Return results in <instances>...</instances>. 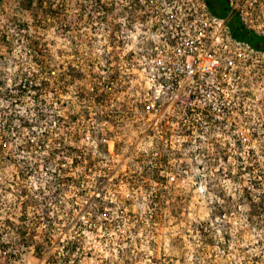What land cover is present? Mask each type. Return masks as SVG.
<instances>
[{"label": "rangeland", "instance_id": "1", "mask_svg": "<svg viewBox=\"0 0 264 264\" xmlns=\"http://www.w3.org/2000/svg\"><path fill=\"white\" fill-rule=\"evenodd\" d=\"M43 1L47 7L51 4L53 12L46 13L44 8H38L37 0H15L14 2V10L24 17L17 23L21 31L29 28L28 18H31L33 25L48 34L46 38L25 35V39L29 42L28 51L32 53L31 59L33 63L38 64L33 57L36 54L33 44L38 41L42 43L43 50L47 48L42 53L48 60L53 58L63 60L59 64V69L63 70L59 78L49 80V90L51 89V93L57 97L53 108L60 106L67 109L69 107V103L63 99L71 96L69 90L75 91V102L88 103L89 106L83 109L80 108L79 103H75L76 111L65 113V115L57 114V116L62 118L60 122L64 124L68 119L70 120L69 116L78 117L76 122L66 123L65 128L77 124L81 128L86 127L85 136H90L92 140L98 141L97 149L104 156L112 157L115 167L103 169L106 173L104 183L96 181L97 187L92 190V201L97 204L103 202V204L97 208L95 215H91L90 220V213L87 211L74 209L73 214L62 216L61 212L63 211L61 209L57 211L56 209H59L57 205L56 208L52 205L49 210L50 218L56 221L48 226L38 224L37 230H32L33 239L26 243L21 225V219L24 218L22 198L19 197L20 189L23 188V178L17 161L19 159L20 164L24 165L25 163L22 157H12L16 161L9 160L10 157L4 158L5 161L10 162V167L15 168V173L11 175L10 186H3V191L0 192V218H2L0 226L16 233L21 251L18 254H10L8 246L5 244V251L3 246H0V253H3L4 256L12 255L14 260H17L18 257L17 264L19 261H23V264H41L42 261L44 264H262L264 257L260 255V252L264 246V240L259 238L258 234L261 229L257 227L255 219L264 217V202L259 205H255V202L250 204L247 217L250 230L237 231L235 240L230 233L222 232L219 228L216 229L214 235L209 230L213 222L219 223L227 220L230 225L239 229L242 218L228 206L223 193H216L220 200L213 201L216 205L215 210L208 213V217L213 219L205 218L206 210L197 200L195 190L190 193L185 192L183 185L186 183V179H182L180 175L172 171L169 157L175 153L174 159L182 160L183 156L180 151H177V148L187 150L192 147L193 143H202L204 129L208 127L209 131L216 132L218 137L212 145L217 157L218 175L224 176L226 173L230 180H236V176L241 177L249 173H256L257 176L262 175L258 171L259 163L251 162L259 160L257 153L260 151L261 133L254 128L246 127L249 119L246 113L250 111L249 104L252 102L255 103V108L251 111H256L257 114L258 111H264V53L258 56L260 61L242 71L240 78L234 74L227 75L231 84L228 87L225 86L223 90L221 89L222 92L219 94L226 96V101H229V107L227 106L229 113H226L224 105L220 102L219 111L216 110L217 103H215L210 113L212 115L210 121L206 120V115H202V113L186 116L183 111L186 108L189 110V106H193L191 98L185 94L178 101L166 93H158L154 90L148 81L145 70L148 54L139 51L141 43L149 52L148 47L151 42L153 44L162 42L160 32L163 31L166 22L160 21L161 16H156V13L152 12L154 15L150 16V11L160 9L163 0L154 1L155 5L159 4V7L148 6L149 0H110V3L96 0V4L99 5L97 10L101 13L107 12L108 19L105 23L102 24L98 21L99 15H95V12L88 13L82 9L77 17V22L75 24L67 22L66 28L59 18L64 16L67 4H56L55 0ZM118 4L121 10L117 13ZM164 14L166 15V13ZM64 20H67L66 16H64ZM24 23H28V25L24 26ZM99 29H103V31ZM125 29L131 38L130 43H125V40L121 38V33ZM85 30L89 36L82 35ZM147 36L159 37V41L146 39ZM4 39L7 40V37L5 36ZM62 43L71 46V51L68 48L58 47ZM96 43H100L102 49H108L107 56L110 59L104 65L98 64L94 58H91ZM53 48L55 57L51 55ZM100 56L105 57V53L101 51ZM113 62H116L115 66H113ZM72 67L74 68L72 69ZM93 68H99L100 72L106 73V75L100 76L91 71ZM45 70L44 74L49 77L53 75V70L57 71L52 65ZM89 78L95 83L99 80L98 84L94 86L91 83L90 92H87V89L83 87H81L83 91L80 87L73 88V85L82 84ZM113 79L115 82L112 84ZM20 81L19 78L14 88L5 94L13 108L23 105L12 104L18 93L16 88ZM109 84L114 85L115 90L106 89ZM96 86L98 87L97 93L93 91V87L96 90ZM120 86H122L121 90H119ZM117 88L119 91H116ZM219 94L215 92L212 95L218 96ZM28 96H31V99L38 105H45L35 95L26 93L23 99ZM203 102L195 103L201 105ZM16 115L8 113L0 116V127L2 128L0 130V141H2L0 147H3L4 150L11 142L10 138H14L12 134L19 131V128L15 126V121L18 120ZM198 116H203L200 119V124L197 119L194 120ZM11 117L14 119V123H10L12 124L10 130H3L8 128L7 118ZM93 121L96 124L107 125L106 130L97 133ZM19 122L21 128L28 129L30 134L35 136L36 133L32 132V129L36 128L35 124L26 120L23 123L20 120ZM55 122L58 125L59 119H56ZM118 124L122 125V130L114 131ZM259 127H264V125H259ZM51 130L56 131L57 129ZM238 130L241 137L232 136V139L235 140L237 148L242 151L247 148L250 163L237 170L234 177L231 169L220 167V164L227 166L232 158V154L228 151L232 145L227 141L223 145L220 144L219 137L226 136L229 132L236 133ZM85 136L80 135L79 141ZM189 137H193L194 140H189ZM27 140H31L32 143L36 142L34 139ZM46 146L49 147V143ZM34 147L37 148L36 144L32 145L31 149L29 143L21 144L17 145L16 151L19 153L26 152L25 150L31 152ZM125 148L127 151H124ZM204 152L206 150L197 148L193 153H190V158L199 157ZM261 155H264V152H261ZM8 156L12 155L8 154ZM60 156L61 154H56L53 163L48 167L41 162L36 171L42 169L44 172H49L51 167L57 168L56 165L60 163L62 166L61 176L72 175L77 169L72 166V163L71 167L65 168L64 165L67 161L63 157L57 159ZM90 157L91 154H89L88 168L85 169V172L94 169L100 162L91 160ZM238 159L243 161L244 156L240 155ZM199 167L203 169L204 165L200 164ZM180 168L184 170L185 174L187 173V164L181 163ZM165 169H168L167 174H165ZM36 171L31 175V178L35 176ZM238 172L243 173L238 175ZM159 175L165 176L166 179L162 181V178H158ZM64 180L67 184L64 183L65 185L60 186L62 190H60L59 197L63 192L69 198H83V189L77 192L78 196H72L67 189L76 187L67 178ZM145 181H148V184H145ZM256 183L257 181L254 180L253 184ZM109 184L118 186L122 192L128 193L127 198L123 199L124 206L120 209L116 220L112 219V214L117 207L115 202L121 197L113 194L111 200L106 199L110 193H113V189L108 187ZM152 185L156 186V190L148 198L147 208H138L137 197L142 202L144 198L140 196V193L150 190ZM37 186L39 188V185ZM245 188V196L251 201V194H249L248 188ZM17 193L19 201L16 205L17 214L14 216L12 211H8L5 215L3 196L17 195ZM227 199L231 200L232 198L228 197ZM220 201L225 202L221 204ZM78 206L88 208L87 204L82 206L79 203ZM78 212L81 218L73 219ZM29 215L34 216L35 214L30 213ZM100 216L105 219L100 220ZM197 217H201L199 222H197ZM79 220L83 221L85 226H77L73 229L76 221ZM86 220L88 223H85ZM89 224L95 225V227H89ZM40 232L44 233L43 239L48 249L53 250V254L47 256V259H45V244L34 243ZM249 238L253 243H247ZM74 240L78 247L72 250L71 244L76 245V242H72ZM70 242L72 243L70 244ZM252 250H255L257 255H249ZM2 258L0 257V259Z\"/></svg>", "mask_w": 264, "mask_h": 264}, {"label": "clouds", "instance_id": "2", "mask_svg": "<svg viewBox=\"0 0 264 264\" xmlns=\"http://www.w3.org/2000/svg\"><path fill=\"white\" fill-rule=\"evenodd\" d=\"M14 2L15 0H2L0 2V116L8 114V113H15L20 118H23L26 121H30L36 125L35 129H32V132H35L36 135L32 136L28 129L21 128L19 120L15 121V126L19 128L18 132H14L12 137L10 138L11 142L7 145L6 150L3 153H0V192L3 191V186H10L11 184V175L15 173V168L9 166L10 162L4 160V156L11 154L15 158L22 157L23 160L29 165H36L42 161L44 157L48 155V152L51 151L53 148L61 149V156L57 157L60 159L63 157L67 163L64 165L65 168L71 167V155L65 154L62 149V143L56 142L58 137H66L64 142L66 143H74L72 136L79 131L81 136H85L86 127L81 128L79 124L74 125L70 128H65L60 126L57 128V124L54 119V114L65 115V113H71L76 111L75 103H79L80 108H87L89 105L84 101L75 102V91L69 90L71 93L70 97H64L63 99L69 103V107L64 109L60 106L50 108L45 105H38L36 101L31 99V96L24 98L23 105L17 106L15 108L11 107V102L6 99V93L12 90L15 86V83L18 81L19 77L22 73H27L28 76L33 77V82L39 84L41 80H57L61 74V69H59V64L63 62L60 58H53L49 59L48 63H50L54 68L57 69L56 72L53 73L51 77L47 76L46 74L42 73L41 66L39 64L33 63L31 57L32 53L28 51V40L25 39V35H30L34 38H46L47 33L39 30L35 25L32 24L31 18H28L29 28L21 31L18 26V20L23 19L24 17L21 16L16 10H14ZM104 3H110V0H103ZM251 3L252 0H249ZM56 4H67V9L64 12V16L67 17V21L64 20V16L60 17L61 22H68L75 24L77 22V17L81 13V10L84 9L88 13L95 12V15H100V12L97 10L99 5L96 4V0H55ZM121 10L120 5H117V13ZM257 23L264 28V9H261L255 15ZM86 22V21H85ZM59 27V25H57ZM103 31V29H99ZM82 35L89 36L87 30H85ZM7 37V40L4 37ZM121 38L125 40V43H130L131 38L129 33L125 29L123 33H121ZM146 39H156L159 41V37H152L147 36ZM87 42V41H85ZM58 47L68 48L71 51V46L67 43H62L58 45ZM95 51L91 53V58H94L96 62L100 65H104L108 59H110L108 54V49L101 48L100 43H96L94 45ZM103 51L105 53V57H101L100 53ZM139 51L145 52L148 54L147 49L144 48L143 43H141V48ZM51 55L55 57V49H51ZM179 55V53H177ZM116 65V62H113V66ZM177 69L180 72H184L185 68L180 66L179 63L176 65ZM91 71L98 73L100 76H105L106 73L100 72L99 68H93ZM93 83L91 78L88 81L73 85V88L83 87L87 89L89 92L91 91L90 85ZM190 84L189 80L184 81V86ZM183 87V86H182ZM163 91V90H162ZM182 91V89H181ZM31 95H35L32 93ZM56 96H54L50 91L45 93L42 96V100L47 101L48 105H53L56 102ZM215 99V96L212 97ZM208 97L205 96L204 102L201 104L208 103ZM221 104L217 102L216 110L219 111ZM255 108V103L252 102L249 104L250 111L246 113V116L249 117L247 121L246 127L254 128L261 133L259 144H260V151H258L257 155L259 160H252V163H259L258 171L262 174L257 176L256 173H249L247 175L239 177L237 180H230L227 178V174L225 173L224 176H220L217 174L218 169L216 167V155L215 149L212 147L213 143H215L218 139L217 133L214 131H209L208 127L204 129V136L202 137V143L195 144L193 143L192 147L187 150H181L177 148V151H180L183 159L176 160L174 159L175 153H172L169 157L171 169L173 172H176L177 175H180L182 179H186V183L183 185L185 192L190 193L195 190V195L198 201L201 202L202 206L205 208L204 217L208 219H213L212 217H208L209 212H214L216 205L213 201H219V195L216 193H223L225 196V200L238 215L241 217V223L239 229L234 228L232 225L229 224L227 220L223 222H213L210 226V231L215 235L216 229L219 228L222 232L230 233L234 240L236 239L237 231L250 230V225L247 222V217L249 213V206L252 202H255V205H259L261 202H264V155H261V152H264V127H259V125H264V111H251V109ZM99 111V110H98ZM41 114L45 116L44 119H41ZM95 115V113H94ZM197 120L200 117H196ZM93 126L95 127L97 133L100 131H105L107 125H100L96 124L93 121ZM228 127L230 128L231 125L229 124ZM56 128L55 132H51V129ZM44 130H49L51 134V139L48 141L49 147L48 150H41L39 152L36 151L34 147L31 152H23L19 153L16 151L17 145L26 144L27 139H34L36 141L41 140L40 133ZM116 130H122V125L117 126ZM232 136H237L238 138L241 137V133L239 130L236 133L229 132L228 135L219 137V143L224 144L225 141L232 145L228 151L232 154V158L229 160L228 165L225 166L220 164V167H226V169H231L233 172V176L235 177V173L241 167H246L250 163V158L247 154V148H244L243 151L235 146L236 142L232 139ZM189 140H194L193 137H189ZM2 143V141H0ZM98 141H94L91 139L90 136H85L84 139L80 140L79 142H75L74 146L81 149L84 156L86 157L82 163L81 167L75 170L72 175L76 176L78 179L83 176L85 177L84 183L81 185V189L84 190L83 198L79 199L78 202L83 206L85 204L88 205L86 211L90 213L89 220L91 219V215L96 214V210L98 207L102 206L101 204H97L92 201V190L97 187L96 181L101 180L102 177L106 175L103 169H110L114 168L115 164L112 163L113 158L104 156L96 147ZM255 146V145H250ZM197 148L206 150V152L202 153L199 157H191L190 153H193ZM127 151V148L124 149ZM91 154V160H99L100 162L96 165L94 169H89L88 172H85V169L88 168V157ZM240 155L244 156V160L241 161L238 159ZM184 163L188 165V171L185 174L184 170L180 168V164ZM200 164L204 165V168L201 169L199 167ZM18 167H23V164L19 163V159L17 161ZM51 171L55 172L56 168L51 167ZM168 173V169H165V174ZM175 178V177H174ZM197 178H199L197 180ZM257 181L256 184H253V181ZM23 186L26 187L30 193H34L36 191L37 185L41 188L44 187L46 184H54L53 177L49 176L46 172L42 169L37 170L36 174L31 179H26L22 182ZM145 184H148V181H145ZM113 189V193H110L109 196L106 198L107 200L112 199V195L115 194L120 196L121 199H118L115 203L117 205L116 209L113 211L112 219L116 220L120 209L123 208V199L127 198L128 193L122 192L118 186L115 185H108ZM171 187V185H170ZM245 187L248 188L249 193L251 194L252 200L249 201L246 196L244 189ZM81 189L78 188H69L67 189L68 192L71 193L72 196H76L77 192ZM156 190V186L152 185L150 190H146L140 193L144 199L141 202L139 197H137V207L147 208V204L149 203L148 198L151 197L152 192ZM56 188L53 186L49 190H46V194L50 192H55ZM18 193L17 195H4L3 196V204H4V211L5 215H7L8 211H12V214L15 216L17 214L16 205L18 204ZM231 197V200L227 198ZM53 199H57L60 207L63 208V212H61L62 216H67L68 211L73 208V203L70 202L69 197L64 195L63 192L61 193L60 197H53ZM225 201H220L221 204H224ZM243 205V207H241ZM53 207L56 208V205L53 204ZM60 211V209H56ZM35 211V208L33 209ZM80 213L78 212L73 219H80ZM2 219V218H0ZM100 220H104L105 217L100 216ZM197 222L201 219V217H197ZM257 227L261 229L259 238L264 240V217H257L255 219ZM85 223H88L86 220ZM62 227V225H61ZM89 227H95V225L89 224ZM46 231V230H45ZM7 233V234H5ZM43 232H40L36 238L34 243L35 244H45L43 239ZM219 239V237H217ZM247 243H253L251 238ZM8 246V253H20L21 248L19 245V238L15 232L9 231L2 226H0V246L3 245ZM107 246V245H106ZM46 248V256L53 254L52 249H48V246L45 244ZM249 255H257L255 250H252ZM260 255L264 257V246L261 248ZM0 264H17V260H14L12 255L4 256L3 253H0ZM19 264H23V261H19ZM41 264H44L42 261ZM262 264H264V260H262Z\"/></svg>", "mask_w": 264, "mask_h": 264}, {"label": "built area", "instance_id": "3", "mask_svg": "<svg viewBox=\"0 0 264 264\" xmlns=\"http://www.w3.org/2000/svg\"><path fill=\"white\" fill-rule=\"evenodd\" d=\"M154 1L149 0L148 6L159 7ZM228 5L223 16L213 13L207 0H163L160 9L150 11V16L154 15L152 12L156 13L161 16L160 21L166 22L160 32L162 42L155 43L145 62L147 78L154 90L178 101L187 94L192 105L197 107L199 104L195 102H203L207 95L213 108L219 101L229 113V101L219 94L231 84L227 75L240 78L242 71L260 61L258 56L262 54L233 34L230 21L238 15L247 27L264 33L255 18L256 13L264 9V0H252L251 3L249 0H228ZM177 63L185 68L184 72L177 69ZM185 80L190 84L184 86ZM114 82L113 79L111 83ZM106 89L115 90V86L109 84ZM215 92L219 95H212ZM187 109L183 112L189 116Z\"/></svg>", "mask_w": 264, "mask_h": 264}, {"label": "trees", "instance_id": "4", "mask_svg": "<svg viewBox=\"0 0 264 264\" xmlns=\"http://www.w3.org/2000/svg\"><path fill=\"white\" fill-rule=\"evenodd\" d=\"M207 2H208V5H209L211 11L213 13H215L216 15H219V16L225 15L229 9L228 0H207ZM37 7L38 8H44L46 13H48L49 11L53 12V10L51 8V4L49 7H47L44 4L43 0H41V1L37 0ZM107 19H108L107 12L106 13H105V11L102 13L100 12V15L98 16V21L103 24L107 21ZM65 21H67V20H65ZM66 23L67 22H63V24L65 25V28L67 27ZM23 25L27 26L28 23H24ZM230 27H231L233 34L238 39H241V40L248 42L252 48L264 53V33L257 32L254 29L247 27L242 22V20L240 19V17L238 15L233 16V18L230 21ZM33 45H35V49H36L35 50L36 54L33 57L35 58V61L41 66L42 73L44 74V73H46L45 69H49L51 66L50 64H48V59L45 57V54L42 53L44 50H47V48H44V50H43L42 43L38 42V41L35 42V44H33ZM154 45H155V43L154 44L152 42L150 43V46L148 47L149 48L148 54L150 53V50H151V48H153ZM73 68L74 67H72V69ZM95 76H94V78H95ZM19 78L21 79V81H20V83H18L17 88H16L18 93L15 95V97H14L15 99H13L12 104L21 105V104H23V100H24L23 96L26 93L27 94L35 93V97H37V99L41 103H44L45 106L53 108V105L49 106V105H47L48 104L47 101L41 99L42 96L45 93H47L48 91L52 92L51 89L49 90V86H50L49 80H47V79L41 80L39 84H36L33 82V77L28 76L27 73H24V75L20 76ZM98 82H99V80L96 83L93 82L92 83L93 86L98 84ZM81 90L83 91L82 88H81ZM97 90H98L97 86H96V90L93 87V91L94 92L96 91L95 93H97ZM87 92H88V90H87ZM85 93H86V91H85ZM96 95L99 96L98 94H96ZM202 96H203V94L201 95V97ZM208 101L209 102L204 104L203 107L200 104L198 107L197 106L189 107V111H188L187 115L192 114V116H193L194 114L199 115V113L200 114L202 113V115L203 114L206 115V120L210 121V119L212 117V115L210 113L212 112L213 104L210 103V98H208ZM211 101H213V100H211ZM16 118L18 120H20L21 123H23V121H24L23 118H20L18 115H16ZM41 118H45V116L43 114H41ZM69 118H70V120L68 119L64 124V123L60 122V120H62V118H59L57 116V114H54V119L55 120L59 119V123L57 125V128L60 126L65 127L64 125H66V123L76 122L78 117L69 116ZM201 118H203V116H201L200 119ZM200 119L198 120V122H199L198 124H200ZM194 120H196V118ZM7 121H8V124L7 123L6 124L9 126L7 129H3V130H10V127L12 126V124H10V123H14L13 122L14 119L12 117L7 118ZM0 130H2L1 127H0ZM50 131L55 132L53 130H50ZM50 131L47 130V131L41 132L40 133V135H41L40 141H36V142L32 143L31 140H27L28 142H26V143H29L30 149H31L32 145L36 144V147H37L36 149L38 152L41 150L47 151L48 147L46 145H47L48 141L51 139ZM80 135L81 134L78 131L72 136L74 143L64 142L66 140V137H58L57 141L53 142V143H56V142L62 143L63 151L65 152V154L71 155L72 166L75 167L76 169H79L78 167H80V164L83 161V158H86L84 156L82 150L74 146L75 142L79 141ZM4 151H5L4 148L0 147V153H3ZM25 151H27V150H25ZM58 153L61 154V149L53 148L51 151L48 152V155L46 157H44L41 162H43L46 167L50 166L53 163L54 157ZM8 157H10V158H8ZM12 157L13 156H8V155L4 156V158H8L9 160L16 161ZM23 162L25 164L23 167H20V171H21L20 174L22 175V178L24 181V180L30 179L32 177L31 175H33L35 173L36 169L38 167H40L41 162L36 164V165H29L24 160H23ZM56 167L57 168H56L55 172H52L51 170L49 172L46 171V173L49 176L53 177L54 184H47L48 186H44L43 188H41L40 186L38 188V186H37L36 191L34 193H30L29 190L24 186H22L23 188L20 189L19 197L22 198V209H23V215H24V218L21 219L22 220L21 225L23 228L22 232L24 234L23 238L26 240V241H24V240L23 241L26 243L28 242V240L33 239V233H32L33 231L32 230L34 229L36 231L38 224L39 225L43 224V226H48L49 224L54 223L56 221L55 219L50 218V213H49V210L51 209V207L54 203H55V205H57V207L59 209H61V211H63V208L60 207L58 200L53 199V197H57V198L59 197V194L61 192L60 190H62V188L60 186L64 183H66L64 179L67 178L68 180L72 181V184L78 189H81V185L84 183L85 177L81 176L78 179L74 175L61 176L62 174L60 173V170H62V166H60V163H59L58 165H56ZM241 173H243V172H238L237 174L241 175ZM104 177H102L101 180H98V181L104 183L105 182ZM158 178L159 179L162 178V181L166 179L165 176H160V175L158 176ZM235 179L238 180L239 177L236 176ZM53 186H55L56 191L50 192L49 194H46V190H49ZM76 195L78 196V193ZM69 200H70V202L73 203V208L68 211V214H73L75 212L74 209H81V210H84L86 212L85 208L78 206L79 198L73 197V198H69ZM34 208H35V211H33ZM30 213H33L35 215L30 216L29 215ZM257 214H259V213H257ZM45 217H46V220H45ZM77 226L83 227V226H85V224L83 221L79 220V221H76V224H75V226H73V229H75ZM27 234L30 236H28ZM72 242L74 243V242H76V240H74ZM72 242H70V244ZM4 247L5 246L3 245V249L5 251L6 248H4ZM77 247H78L77 242H76V245L71 244L72 250L77 249Z\"/></svg>", "mask_w": 264, "mask_h": 264}]
</instances>
